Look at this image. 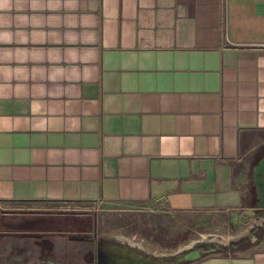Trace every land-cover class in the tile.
Segmentation results:
<instances>
[{"label": "crops", "instance_id": "1", "mask_svg": "<svg viewBox=\"0 0 264 264\" xmlns=\"http://www.w3.org/2000/svg\"><path fill=\"white\" fill-rule=\"evenodd\" d=\"M0 5V264H131L71 205L114 201L252 214L261 246L186 264H264V0Z\"/></svg>", "mask_w": 264, "mask_h": 264}, {"label": "rangeland", "instance_id": "2", "mask_svg": "<svg viewBox=\"0 0 264 264\" xmlns=\"http://www.w3.org/2000/svg\"><path fill=\"white\" fill-rule=\"evenodd\" d=\"M76 204L94 209L96 232L92 229L86 236L95 239L97 246H126L131 255L140 253L163 263L186 264L196 257L187 256L192 251L202 256L208 252L253 250L263 243L260 229L251 221L252 214L246 212L177 211L116 201L71 203L78 207ZM89 240L76 245L92 247L93 241ZM104 264L111 263L104 259Z\"/></svg>", "mask_w": 264, "mask_h": 264}, {"label": "water", "instance_id": "3", "mask_svg": "<svg viewBox=\"0 0 264 264\" xmlns=\"http://www.w3.org/2000/svg\"><path fill=\"white\" fill-rule=\"evenodd\" d=\"M252 178H253V182L255 184L256 191H257V198H258L257 206L262 208V207H264V150H263L261 156L256 161V163L253 165ZM199 255H200V253L197 251H195V252L192 251L190 254H187V256H192V257L199 256ZM132 257H133V259L129 260V262L131 261V264H169L167 262L163 263L161 261L151 259L147 256L140 254V253H137V256L132 255ZM105 258L110 263L116 262V258H113V255L100 254V259L104 260ZM118 258H120V257H118ZM121 261L126 263L125 260H122L120 258L119 262H121Z\"/></svg>", "mask_w": 264, "mask_h": 264}, {"label": "clouds", "instance_id": "4", "mask_svg": "<svg viewBox=\"0 0 264 264\" xmlns=\"http://www.w3.org/2000/svg\"><path fill=\"white\" fill-rule=\"evenodd\" d=\"M13 0H8V10L10 11L11 8L13 7ZM4 11V6L0 5V12Z\"/></svg>", "mask_w": 264, "mask_h": 264}]
</instances>
